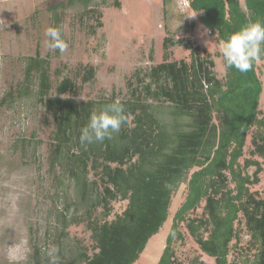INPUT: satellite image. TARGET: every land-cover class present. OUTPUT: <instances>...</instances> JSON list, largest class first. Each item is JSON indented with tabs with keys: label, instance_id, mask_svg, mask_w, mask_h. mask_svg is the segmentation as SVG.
I'll return each instance as SVG.
<instances>
[{
	"label": "trees",
	"instance_id": "obj_1",
	"mask_svg": "<svg viewBox=\"0 0 264 264\" xmlns=\"http://www.w3.org/2000/svg\"><path fill=\"white\" fill-rule=\"evenodd\" d=\"M96 1L45 0L48 27H60L65 39L67 12L77 9L80 25L93 19L87 24L93 33L101 24ZM185 1L199 13V28L220 45L246 23L264 21V0ZM162 3L167 20L171 0ZM112 5L119 7V0ZM196 26L184 24L177 35L165 24L161 61L150 53L148 64L127 76L124 92H92L95 67L67 60L52 66L58 50L41 55L37 47L25 57L22 78L0 101L9 108L29 100L40 114L41 128L17 134L11 145L38 174L45 163L48 179L34 194L43 224L27 225L25 264H50L53 247L58 264H134L182 187L156 264H202L200 252L215 264H264V196L250 189L262 171L253 156L264 158V114L258 109L264 51L242 73L226 66L220 51L212 53L192 38ZM183 49L187 56L176 58ZM117 100L126 115L120 132L81 145L90 115ZM247 144L250 157L243 158ZM186 234L199 252L181 256L177 249Z\"/></svg>",
	"mask_w": 264,
	"mask_h": 264
},
{
	"label": "rangeland",
	"instance_id": "obj_2",
	"mask_svg": "<svg viewBox=\"0 0 264 264\" xmlns=\"http://www.w3.org/2000/svg\"><path fill=\"white\" fill-rule=\"evenodd\" d=\"M106 2V5H99V0L94 3L99 6L101 24L93 33L87 27V24L94 22L93 19L84 18L80 25L76 19L78 10L67 12L63 30L69 47L52 62V66L62 60L72 65L77 62L93 65L96 81L90 85L92 92L99 88L106 92L112 89L124 92L125 79L133 68L148 64L150 53L155 63L161 61L165 53L162 42L167 35L165 24L168 30L177 32V35L181 34L184 24L192 21L197 25L195 31L199 28V13L193 12L185 0H171V4L166 5L170 16L167 20L161 12L162 0H119V7L112 5L113 0ZM48 24L45 0H0V101L22 78L26 56L33 55L37 47L41 55L51 51L47 48L48 38L45 35ZM192 38L212 53L220 51L221 45L204 27L192 34ZM166 52H170L169 47ZM187 54L188 51L183 49L175 57L185 58ZM216 69H224L219 58H216ZM259 76L263 86L258 109L264 114V70L259 72ZM76 83L81 84L80 78H77ZM83 86L82 92L87 84ZM40 128V114L29 100L16 101L9 108L5 103H0V264H25L29 252L27 225L43 224V217L35 215V207L41 201L36 200L37 195L34 194L47 184L46 165L42 164L38 174L33 166L23 164L18 152L11 151L17 134L24 133L27 136ZM248 148L249 144L245 146L243 158L250 157ZM253 158L262 164V171L258 175L259 182L250 186V189L264 196V158ZM183 189L172 200L167 220L150 237L134 264H156L166 243L174 212L182 202ZM201 211L198 208L197 213ZM182 229L185 231L184 227ZM80 230L77 227L73 231ZM177 251L181 256L199 252L188 235ZM200 254L202 264H215L213 257L202 252Z\"/></svg>",
	"mask_w": 264,
	"mask_h": 264
},
{
	"label": "clouds",
	"instance_id": "obj_3",
	"mask_svg": "<svg viewBox=\"0 0 264 264\" xmlns=\"http://www.w3.org/2000/svg\"><path fill=\"white\" fill-rule=\"evenodd\" d=\"M194 16V15H189ZM181 25H177V28ZM47 48L58 50L61 54L67 51L69 45L58 26H49L45 32ZM264 21H250L235 31L221 43L220 52L226 66L235 68L240 72H247L252 68L253 62L264 51ZM126 122L125 109L120 101H114L94 111L86 126L81 129L80 143L88 145L111 139L119 133ZM58 249L51 248L48 252L50 264H58Z\"/></svg>",
	"mask_w": 264,
	"mask_h": 264
}]
</instances>
